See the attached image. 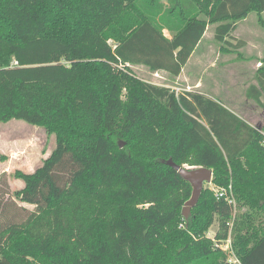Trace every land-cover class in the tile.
Listing matches in <instances>:
<instances>
[{"label": "trees", "instance_id": "trees-1", "mask_svg": "<svg viewBox=\"0 0 264 264\" xmlns=\"http://www.w3.org/2000/svg\"><path fill=\"white\" fill-rule=\"evenodd\" d=\"M251 12L264 27V0H0V126L57 142L14 173L13 198L35 208L0 222V264H264V127L209 98L199 112L133 68L175 79L211 24L221 50L238 48L228 38ZM169 159L213 169L236 205L206 186L185 218L193 187ZM230 235L239 263L217 245Z\"/></svg>", "mask_w": 264, "mask_h": 264}, {"label": "rangeland", "instance_id": "rangeland-1", "mask_svg": "<svg viewBox=\"0 0 264 264\" xmlns=\"http://www.w3.org/2000/svg\"><path fill=\"white\" fill-rule=\"evenodd\" d=\"M262 17L264 19V13ZM238 28V31L234 33L237 39L233 37V35L228 39L234 45H238L243 41L259 44L257 46L261 47L260 52H258L256 48L253 49V47L249 46L244 48L241 53L244 56H254L255 58H260V60L264 59V27L260 24L257 13L251 12L247 21L239 23ZM214 30L215 25L211 24L208 26L201 47H208L207 54L210 59L220 61L224 53H221V49L219 48L221 44L214 38ZM166 34L171 36L169 31H166ZM238 36L243 41H239ZM234 51L235 50L231 49V55L227 56L232 60H237V54L235 53L236 51ZM243 58L244 57L240 59ZM255 64L257 65L258 63L255 62ZM133 68L138 76L152 83L159 85H175L172 83L170 76L168 78L166 73L159 72L157 75L144 66H134ZM214 95L218 96L220 92L216 91ZM56 144V136L54 134L49 135L44 127L16 119L1 124L0 153L6 158L4 160L0 159V175H2L0 188L5 189L6 187L3 186L2 183L7 181L10 194L3 197L4 201L7 200V208H9L5 210L3 214H0V222H6L9 221L8 219L11 220L14 218H16V220H23L28 214L25 209L29 211L34 210L35 207L33 205L23 203L19 199L13 198L14 191L24 186V182L16 178L14 173L17 170H22L27 173L33 172L42 164L43 159L50 155ZM193 167L194 166H192V168ZM206 186H210V183H205L204 187ZM218 229L219 223L216 221L209 230L208 235L214 237Z\"/></svg>", "mask_w": 264, "mask_h": 264}, {"label": "crops", "instance_id": "crops-1", "mask_svg": "<svg viewBox=\"0 0 264 264\" xmlns=\"http://www.w3.org/2000/svg\"><path fill=\"white\" fill-rule=\"evenodd\" d=\"M248 16L238 22L236 30L232 33L233 37H237L234 33L238 31L239 23L247 21ZM205 35L183 67L180 75L172 79V83L175 85L166 86L174 90L177 95H182L193 101L199 112L201 110L198 101H202L204 105L205 98H209L220 103L253 128L262 130L264 127V107L257 102V97L261 89L258 80L259 68L262 67L264 59L244 56L241 53L244 48L249 46L260 52L261 47L257 46L259 44L243 41L238 36V40L243 41L238 44V48H235L236 52L234 51L238 59L228 58L227 55H231V49L234 50V47L231 46L229 50H220L221 53H224L223 58L220 61H215L208 57V47H201ZM242 57L244 58L240 59ZM255 62L258 64L256 65ZM159 72L166 73L169 78L167 72ZM261 78L264 80V77ZM216 91H219L220 95H214ZM194 95L203 96V99L196 100ZM259 100L264 102V95L259 96ZM201 121L205 123V120ZM242 130L244 133L247 131L245 127H242Z\"/></svg>", "mask_w": 264, "mask_h": 264}, {"label": "water", "instance_id": "water-1", "mask_svg": "<svg viewBox=\"0 0 264 264\" xmlns=\"http://www.w3.org/2000/svg\"><path fill=\"white\" fill-rule=\"evenodd\" d=\"M124 142H120V146H124ZM169 165L174 167L179 174L189 181L193 187L191 198L186 202L183 207V216L188 218L191 213V209L195 206L201 193L204 189L205 183H211L213 180V169L207 167H187L186 165H178L172 159L167 161Z\"/></svg>", "mask_w": 264, "mask_h": 264}, {"label": "built area", "instance_id": "built-area-1", "mask_svg": "<svg viewBox=\"0 0 264 264\" xmlns=\"http://www.w3.org/2000/svg\"><path fill=\"white\" fill-rule=\"evenodd\" d=\"M155 74L158 75V73H155ZM263 142H264V140H263ZM187 167H189V166H187ZM190 167H192V166H190ZM209 187L215 191L216 197L218 199H224L229 204L236 205V199H235V195L233 192L232 184L228 185L227 187H217L211 182ZM229 224L231 225V223H229ZM217 245L221 246L222 249L225 250L229 254L230 261L239 263V259L236 257V254H235V251H234V248L232 245L231 235L228 237L227 240L220 242V243L218 242Z\"/></svg>", "mask_w": 264, "mask_h": 264}]
</instances>
